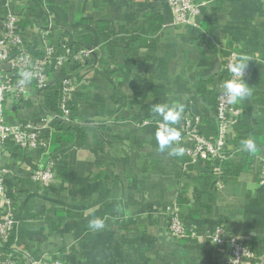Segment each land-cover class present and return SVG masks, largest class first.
Instances as JSON below:
<instances>
[{"label": "crops", "instance_id": "1", "mask_svg": "<svg viewBox=\"0 0 264 264\" xmlns=\"http://www.w3.org/2000/svg\"><path fill=\"white\" fill-rule=\"evenodd\" d=\"M194 1L200 12L183 25L168 0H0V28L5 12L17 16L34 54L45 45L63 54L62 38L95 52L84 65L68 61L49 74V86L61 87L64 73L75 81L71 123L50 125L52 182L42 186L31 176L48 159L39 150L6 142L1 151L7 172L0 213L15 226L6 251L15 246L62 264H224L206 238L195 237L221 224L255 252L251 264H264V0ZM229 51L250 58V95L232 102L241 114L226 158L159 151L156 103L184 105L175 127L196 116L205 136L216 133V96ZM26 87L25 96L6 97L8 122L41 119L43 98L33 80ZM249 138L255 153L243 150ZM173 205L187 237L169 233ZM95 217L104 221L102 230L89 227Z\"/></svg>", "mask_w": 264, "mask_h": 264}, {"label": "built area", "instance_id": "2", "mask_svg": "<svg viewBox=\"0 0 264 264\" xmlns=\"http://www.w3.org/2000/svg\"><path fill=\"white\" fill-rule=\"evenodd\" d=\"M169 8L176 22L186 25L191 23L192 17L200 12V4L194 0H168ZM23 38L18 28V18L11 12H5L1 20L0 28V155L6 142H12L24 150H39L48 156L46 162L38 165L31 173L32 178L42 186L49 185L54 179L53 162L54 157L50 154V134L53 127L52 122L71 123V110L68 103L74 90V75L64 73L61 76V102L60 112L42 111V117L38 123L20 120L8 122L5 114V100L8 95L18 99L27 93L26 82L21 83L23 73H29L34 81L36 89L41 91L50 82V71L60 72L68 61L84 65L95 53L90 46H74L72 42L61 39L60 46L63 54H56L52 45H45L41 54H34ZM239 54L229 51L223 58V78H232L228 71L229 63L238 60ZM250 68L244 70V80L249 77ZM241 114V109L230 103L223 94V89L217 93L214 119L216 122V133L214 136H205L202 133V125L199 117H185L178 125L181 132L179 144L187 143L183 150L191 160L197 158L205 160H224L226 158L225 148L233 134V128ZM163 121H157L159 127ZM1 157V156H0ZM7 170L0 163V197L5 195V174ZM215 174V186L221 187V168H213ZM259 178L264 182V159L260 160ZM168 230L172 237L181 239L187 237L189 230L184 223L179 209L173 205L167 208ZM14 220L7 213H0V264H19L20 257L23 264H62L58 259L43 255L38 259L32 258L27 252L19 251L11 246L6 251L3 246L8 241L9 235L14 230ZM196 235V234H195ZM194 235V236H195ZM207 239L215 250V255L224 264H251L256 258L255 252L240 239L229 235L225 227L216 224L204 235H196L201 239ZM21 254L19 257L18 254Z\"/></svg>", "mask_w": 264, "mask_h": 264}, {"label": "clouds", "instance_id": "3", "mask_svg": "<svg viewBox=\"0 0 264 264\" xmlns=\"http://www.w3.org/2000/svg\"><path fill=\"white\" fill-rule=\"evenodd\" d=\"M248 61H250L249 57L241 56L236 62L229 63L228 71L232 75V78L223 80L221 87L224 96L230 103L250 95V87L244 80V70ZM22 75L23 79L21 83L28 82L32 78L26 72ZM153 112L161 117L163 121L155 132L158 150L163 152L171 148V154L183 155V148L178 146L181 140V132L175 125L182 118L184 105L179 102L172 104L156 103L153 107ZM242 145L243 150L246 152L255 153L257 151L256 142L251 138L243 140ZM88 224L93 230H102L104 228V221L99 217L91 219Z\"/></svg>", "mask_w": 264, "mask_h": 264}, {"label": "trees", "instance_id": "4", "mask_svg": "<svg viewBox=\"0 0 264 264\" xmlns=\"http://www.w3.org/2000/svg\"><path fill=\"white\" fill-rule=\"evenodd\" d=\"M57 54V53H56ZM43 98L44 108L50 112H60V102L62 91L60 85L46 86L42 91L41 95ZM70 102V101H69ZM70 110L74 107L73 104L68 103ZM60 125V129L65 127V123L57 122ZM67 127V126H66ZM69 128V127H68ZM213 134L212 136H214Z\"/></svg>", "mask_w": 264, "mask_h": 264}]
</instances>
